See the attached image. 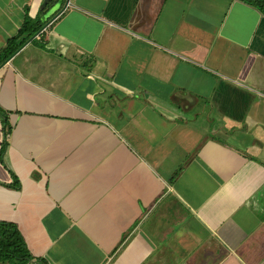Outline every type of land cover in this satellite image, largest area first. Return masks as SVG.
Wrapping results in <instances>:
<instances>
[{
  "label": "crops",
  "instance_id": "obj_1",
  "mask_svg": "<svg viewBox=\"0 0 264 264\" xmlns=\"http://www.w3.org/2000/svg\"><path fill=\"white\" fill-rule=\"evenodd\" d=\"M65 3L0 0V52ZM0 222L28 264H264V13L70 0L0 68Z\"/></svg>",
  "mask_w": 264,
  "mask_h": 264
},
{
  "label": "trees",
  "instance_id": "obj_2",
  "mask_svg": "<svg viewBox=\"0 0 264 264\" xmlns=\"http://www.w3.org/2000/svg\"><path fill=\"white\" fill-rule=\"evenodd\" d=\"M264 13V0H243ZM41 25L26 19L18 34L11 38L0 52V65L10 58L29 38L41 29ZM32 259L22 236L15 225L0 222V261L12 264H28Z\"/></svg>",
  "mask_w": 264,
  "mask_h": 264
},
{
  "label": "water",
  "instance_id": "obj_3",
  "mask_svg": "<svg viewBox=\"0 0 264 264\" xmlns=\"http://www.w3.org/2000/svg\"><path fill=\"white\" fill-rule=\"evenodd\" d=\"M69 2H70V0H66V3L64 4V6L62 7V9L59 11V12H57L46 24H45V26L43 27V28H41L35 35H33L22 47H20L19 49H18V51L13 55V56H15L18 52H20L27 44H29L31 41H33L51 22H53L57 17H59L60 15H61V13L66 9V7L68 6V4H69ZM13 56L12 57H10L5 63H7L11 58H13ZM5 63H3L1 66H0V68L5 64Z\"/></svg>",
  "mask_w": 264,
  "mask_h": 264
}]
</instances>
